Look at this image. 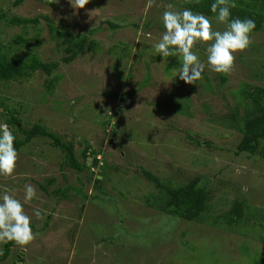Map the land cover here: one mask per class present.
<instances>
[{
    "label": "rangeland",
    "instance_id": "1",
    "mask_svg": "<svg viewBox=\"0 0 264 264\" xmlns=\"http://www.w3.org/2000/svg\"><path fill=\"white\" fill-rule=\"evenodd\" d=\"M178 5L175 0H0L9 18L40 17L26 36L38 37L40 46L32 41L12 46V53L60 62L51 75L37 71L20 82H0V145L13 131L22 137L4 124L18 114L20 127L39 125L74 141L80 160L89 145L91 167L83 173L63 167L64 153L48 137L0 162V264H256L261 259L264 159L237 154L241 136L221 120L235 108L243 82L264 86V30L250 33ZM50 23L71 33L98 29L92 39L100 49L65 64ZM23 31L0 21V43L10 46ZM168 54L186 68L175 66L169 76ZM129 93L134 97H124ZM175 97L189 104L183 113L170 105ZM92 151L100 153L97 166ZM146 172L176 184L200 177L213 216L239 200L260 211V219L237 227L165 216L151 204L158 190ZM56 189H63L65 199Z\"/></svg>",
    "mask_w": 264,
    "mask_h": 264
},
{
    "label": "trees",
    "instance_id": "2",
    "mask_svg": "<svg viewBox=\"0 0 264 264\" xmlns=\"http://www.w3.org/2000/svg\"><path fill=\"white\" fill-rule=\"evenodd\" d=\"M175 1L179 4V7L184 8L190 13H195L198 16L200 15V17H215L219 20L239 25L242 29L245 28L250 33H257L264 30V0ZM44 18L47 21L50 20L47 15L44 16ZM0 21H5L8 25L22 26L24 29L23 34L15 37L10 46L6 47L0 43V82H20L29 79L32 74L37 71H43L45 74L51 75V73L59 67L60 62L45 63L35 54L26 58L25 56H15L14 53H12V46H26L32 41H35L37 46H40L41 42L38 37L34 39L26 37L28 27H30V25L36 27L40 22V17L34 19L20 17L9 18L7 12L0 9ZM111 24L114 28L119 27V25ZM49 29L52 40L56 42L57 47L61 48V51L64 53L62 61H64L65 64L73 62L84 53H95L100 49V44L92 39V35L98 29L89 30L85 33H71L66 28H60L52 23H50ZM110 51L113 52L114 49H110ZM168 57L170 58H168V62L165 63L167 65L164 66V69L166 68L165 72L169 74V76H172V70L175 66L179 67L180 70L186 68L184 64L179 63L177 59L169 54ZM153 58L157 61L159 59V57ZM123 59L121 57L119 60ZM147 68H150V64ZM205 77L207 78V76ZM224 81L225 79H223V82ZM146 82H148V79ZM53 83V80H49V82L46 83L48 92L52 91ZM124 97L131 99V97H134V93L125 94ZM235 98V108L226 117L225 123L223 120H221V123L240 134L241 138L236 146L237 154L258 156L264 159V86L243 82L236 91ZM181 99L182 98L175 97L170 105L176 111L183 113L186 111L185 107H188L189 104L186 102L184 103ZM180 104H182V106ZM21 122L22 120L19 118V115L14 114L8 117L4 123L9 128L20 132L22 137L18 138L15 131L11 132L6 145H0V151H2L0 154V162L5 157L16 155L34 139L48 137L54 140V146L63 151L65 156L63 167L67 166L76 170L78 173L91 170V167L86 163L89 158L88 154H90L89 145L84 147L81 153L82 160H80L76 153L74 141H70L69 138L64 140L58 134L50 133L47 128L39 125H35L32 129H27L24 124L20 127L19 124H22ZM1 129L2 127L0 125V131ZM197 143L201 144L198 141ZM92 154V165L97 166L99 163L97 156L100 153L92 151ZM104 168L105 167L102 168L103 171ZM101 174H103V172H101ZM145 174L148 180L153 183L158 190V192L152 196L153 202H151V204L153 208L165 214V216H170V218H176L181 222L212 225L220 224L221 226L233 225L237 227L242 224H249L250 218L255 219L254 221L256 222L260 219V211L251 209L252 207L249 204L239 200L234 201L231 209L226 213L213 216L210 213L209 206L211 195L206 187L200 185V177L192 179L187 183L176 184L171 181L163 180L149 172ZM92 175H94V172H92ZM50 182L54 183L56 180L53 179ZM96 182L100 183L101 181L97 179ZM43 188L47 193H50L48 188ZM62 190L63 189H56L53 192L56 196L61 197V199H65L66 193H63ZM68 191L69 190L66 189V192ZM263 225L264 223H262V226ZM12 246L13 241L6 244L3 257L4 260L9 257ZM261 256V259L256 260V264H264V248L262 249Z\"/></svg>",
    "mask_w": 264,
    "mask_h": 264
}]
</instances>
